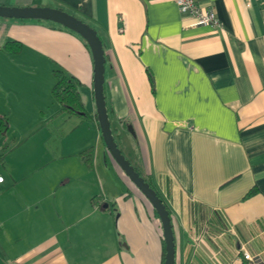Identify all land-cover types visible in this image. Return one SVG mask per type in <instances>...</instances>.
I'll use <instances>...</instances> for the list:
<instances>
[{"label":"crops","instance_id":"obj_1","mask_svg":"<svg viewBox=\"0 0 264 264\" xmlns=\"http://www.w3.org/2000/svg\"><path fill=\"white\" fill-rule=\"evenodd\" d=\"M197 3L218 27L175 0H0L97 31L110 127L169 211L174 264H246L244 253L262 264L264 0ZM86 44L52 21L0 17V264L162 261L159 217L101 137ZM56 68L79 82L86 115L52 99Z\"/></svg>","mask_w":264,"mask_h":264},{"label":"water","instance_id":"obj_2","mask_svg":"<svg viewBox=\"0 0 264 264\" xmlns=\"http://www.w3.org/2000/svg\"><path fill=\"white\" fill-rule=\"evenodd\" d=\"M0 17L52 21L76 32L86 41L93 59V97L101 137L116 164L154 208L159 217L163 232L165 248L163 264H174L175 243L169 211L156 191L139 175L134 166L124 156L114 139L110 127L104 96L106 57L102 41L97 31L76 16L52 7H8L0 5Z\"/></svg>","mask_w":264,"mask_h":264},{"label":"trees","instance_id":"obj_3","mask_svg":"<svg viewBox=\"0 0 264 264\" xmlns=\"http://www.w3.org/2000/svg\"><path fill=\"white\" fill-rule=\"evenodd\" d=\"M87 45V44H86ZM4 49L10 52H19L21 49V44L18 41H7L4 44ZM54 84L51 88L52 99L60 105V107L67 111L68 113L82 114L86 115L83 104L81 102L78 86L79 82L66 74L62 69H54ZM7 128L6 119L0 117V137L4 134L5 129ZM4 153L0 150V161L3 160ZM80 158L86 165L90 168L92 166V148L82 150L79 153ZM167 208V207H166ZM164 242H163V256L160 264L164 263ZM264 264V263H262Z\"/></svg>","mask_w":264,"mask_h":264},{"label":"built area","instance_id":"obj_4","mask_svg":"<svg viewBox=\"0 0 264 264\" xmlns=\"http://www.w3.org/2000/svg\"><path fill=\"white\" fill-rule=\"evenodd\" d=\"M180 12L191 15L197 25H211L218 27L220 24L217 20L216 14L211 8H203L197 0H175ZM3 177L0 176V182ZM244 259L247 260L246 264H259L255 259L251 258L249 254L244 253Z\"/></svg>","mask_w":264,"mask_h":264}]
</instances>
